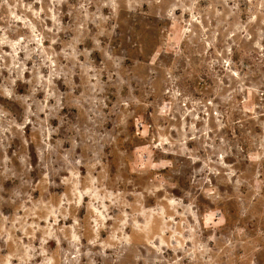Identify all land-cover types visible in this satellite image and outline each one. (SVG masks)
<instances>
[{
  "label": "clouds",
  "instance_id": "clouds-1",
  "mask_svg": "<svg viewBox=\"0 0 264 264\" xmlns=\"http://www.w3.org/2000/svg\"><path fill=\"white\" fill-rule=\"evenodd\" d=\"M0 264H264V0H0Z\"/></svg>",
  "mask_w": 264,
  "mask_h": 264
}]
</instances>
